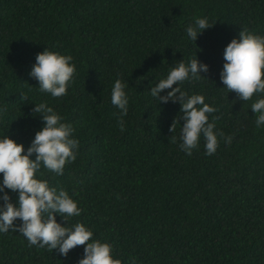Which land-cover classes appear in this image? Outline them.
Here are the masks:
<instances>
[{"label":"trees","instance_id":"1","mask_svg":"<svg viewBox=\"0 0 264 264\" xmlns=\"http://www.w3.org/2000/svg\"><path fill=\"white\" fill-rule=\"evenodd\" d=\"M195 18L212 27L194 42L186 27ZM243 28L264 36V0H0V138L26 154L43 127L32 111L41 102L73 126L76 160L63 175L42 167L37 178L69 193L82 210L69 224L110 243L122 264H264V125L251 109L264 94L239 100L220 79L224 49ZM46 48L76 65L62 97L42 93L29 75ZM196 56L209 71L179 87L218 109L209 121L219 117L216 129L232 142L218 138L213 155L203 136L191 156L182 151L180 103L159 104L149 92ZM117 79L128 85L124 131L111 103ZM5 191L15 203L18 193ZM84 247L65 257L10 229L0 232V264H78Z\"/></svg>","mask_w":264,"mask_h":264},{"label":"clouds","instance_id":"2","mask_svg":"<svg viewBox=\"0 0 264 264\" xmlns=\"http://www.w3.org/2000/svg\"><path fill=\"white\" fill-rule=\"evenodd\" d=\"M211 27L207 18H195L186 27V34L195 42L199 34ZM224 60L220 79L228 93L235 92L237 98L245 102L254 94H264V36L243 28L238 39H233L224 49ZM72 61L71 55L46 48L37 54L29 75L39 82L42 93L62 97L67 94L68 85L76 73V65ZM208 71L209 66L198 61L197 56L187 63L182 59L170 69L166 78L151 86L149 91L159 104L169 101L180 103L182 115L177 119L184 123L181 125L179 140L182 143L179 147L189 156L194 149H198L201 136L205 140L206 155L217 151L218 138H224L227 144L232 142L231 136L225 137L223 131L216 129L215 121L219 117L212 116V121H209V115L218 109L205 103L203 95L189 96L179 87L185 80L200 79L203 77L201 72ZM127 86V83L117 79L111 90V103L120 110L117 123L121 131H124L123 117L128 113ZM166 89L171 90L161 96ZM27 99L21 94L20 101ZM251 109L255 113L257 127L264 125V98L252 103ZM32 111L42 117L43 127L36 132L26 154L23 144L8 135L0 138V173L3 174L0 184V193H3L0 196L3 201L0 204V232L10 229L19 232L27 238L30 246H47L49 251L58 250L65 257L70 250L85 246L83 258L78 264H122L120 259L113 258L110 243L93 240V231L81 222L69 224V219L79 217L82 211L69 193L63 188L50 187L47 180L37 178L42 167L56 175H63L66 163L76 160L79 141L73 136V126L65 123L64 118L47 102L35 104ZM177 119L169 129L171 133L175 132ZM176 140L177 137L171 135V141L175 143ZM33 154L35 159L31 158ZM5 189L18 193L15 203ZM57 214L66 224L62 226L57 222ZM18 219L21 223L16 225Z\"/></svg>","mask_w":264,"mask_h":264}]
</instances>
